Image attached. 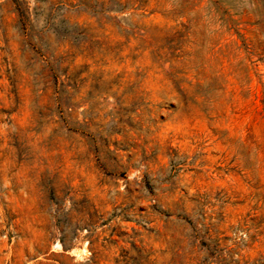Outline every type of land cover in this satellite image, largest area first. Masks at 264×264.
<instances>
[{
    "label": "rangeland",
    "instance_id": "1",
    "mask_svg": "<svg viewBox=\"0 0 264 264\" xmlns=\"http://www.w3.org/2000/svg\"><path fill=\"white\" fill-rule=\"evenodd\" d=\"M0 264H264V0H0Z\"/></svg>",
    "mask_w": 264,
    "mask_h": 264
}]
</instances>
